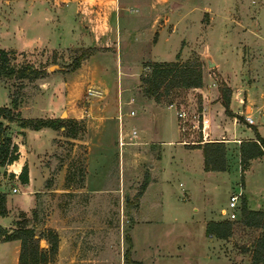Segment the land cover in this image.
<instances>
[{
	"label": "rangeland",
	"instance_id": "374dc122",
	"mask_svg": "<svg viewBox=\"0 0 264 264\" xmlns=\"http://www.w3.org/2000/svg\"><path fill=\"white\" fill-rule=\"evenodd\" d=\"M71 29L79 34H72ZM90 33L106 36L94 46ZM0 47L13 51L14 64L29 62L43 71L31 80L0 77V105H9L10 96H17L20 116L36 117L49 97L61 98L69 89L77 105H87L89 112L82 140L67 138L60 129L53 138L54 129L49 127L28 129L23 135L19 129L26 127L9 124L13 140H21L27 152L33 184L27 189L18 177L7 174L2 188L7 192L9 213L2 223H10L23 212L34 228L39 249L47 253L44 264H173L158 253L172 251L176 243L185 249L199 248L202 231L198 223L206 206H225L229 194L237 193L229 184L237 189L244 170L241 174L238 162L232 160L228 173L214 178L218 182L213 179L199 185L198 179L188 194L187 179L173 171L171 146L163 142L178 138L175 111L165 105L182 103L190 114L204 99L208 103L218 100L222 112L211 106L208 116L210 128L219 132L213 134L207 128L205 137L227 139L223 143L229 155V139H242V130L250 132L246 126H256L247 123L245 114L251 111L252 118L264 125V0H0ZM85 48H92V53L70 70L72 60ZM207 59L214 64L208 66ZM119 61L134 64V74H117ZM155 61L197 65L202 84L172 86L167 92L161 86L157 101L163 115L155 127L149 122L145 131L141 103L153 97L146 93L142 78ZM68 82L72 84L66 87L63 83ZM226 95L229 112L223 105ZM130 109L134 114L128 113ZM118 112L121 136L127 142L121 145ZM190 119L179 130L188 143L201 140ZM230 127L239 136H232ZM132 129L136 130L133 136ZM141 140L158 145L140 144ZM160 152L161 159L150 172L148 161ZM153 173L156 182L145 189ZM245 178L249 194L263 197L264 157L251 163ZM242 198L238 194L235 206H226L227 217L241 219ZM231 223L228 238L220 239L221 247L240 254L243 263L251 257L252 243L261 229L241 220ZM48 229L57 238L53 253L46 238ZM134 245L142 260H136ZM13 254L12 244H0V264H14Z\"/></svg>",
	"mask_w": 264,
	"mask_h": 264
},
{
	"label": "trees",
	"instance_id": "16d2710c",
	"mask_svg": "<svg viewBox=\"0 0 264 264\" xmlns=\"http://www.w3.org/2000/svg\"><path fill=\"white\" fill-rule=\"evenodd\" d=\"M93 51L92 48H85L72 60L70 70L79 65L80 59L87 57ZM13 51L0 47V77H13L18 80L35 79L43 74V71L37 69L29 62L14 64L11 61L10 54ZM146 83L145 91L155 100L162 94L158 89L163 86L164 91L172 86L199 87L202 84L201 70L197 65L178 64L176 61H155L150 63L149 74L142 78ZM228 98L226 95L223 100L225 111L228 109ZM20 98L10 96L9 105H0V168L10 164L18 158V145L13 140L9 132V122H16L20 127L29 129H39L41 127H50L60 129L67 138L84 139L86 125L83 118L73 117H22L19 111ZM254 138L241 140L238 145L239 165L241 174L248 166L251 158L264 155V140L253 127ZM83 144V143H80ZM201 147L203 155V168L205 170H223L225 168V145L223 141H205L196 145ZM13 177V173H9ZM20 183H26L27 166L22 164L17 174ZM66 182H68L69 170L66 173ZM49 185V183H45ZM81 185V181H80ZM6 192L0 191V216L7 214ZM241 222L246 226L259 227L261 232L253 241L251 249V264H264V210L248 209L245 205L244 197L240 205ZM11 228L0 225V240L17 239L19 241L18 264H44L47 253L39 249L35 231L29 220L23 214L15 218ZM231 230L230 220H209L205 224L206 234H214L217 237L226 238ZM46 238L49 241V252L56 250L57 238L55 233L47 230ZM40 235H38L39 237ZM130 243V239L126 238ZM130 249H126L124 256L129 257Z\"/></svg>",
	"mask_w": 264,
	"mask_h": 264
},
{
	"label": "crops",
	"instance_id": "0c3cea01",
	"mask_svg": "<svg viewBox=\"0 0 264 264\" xmlns=\"http://www.w3.org/2000/svg\"><path fill=\"white\" fill-rule=\"evenodd\" d=\"M70 31L73 32L72 34L75 33L74 35H76V36L79 34L75 31H73L72 29ZM90 35H91V33H90ZM105 36L106 35H102V34L94 35V33H93V36L91 35L90 39L92 40L91 42H93L94 46H99L100 44L98 42L101 41L102 39H104ZM107 46H112V45H107ZM134 68H135V65L132 63H128L126 61H124V62L119 61V65L117 64V74L124 73L126 76L129 77L132 74H134L133 73ZM63 84L66 87H68L72 83L68 82V83H63ZM46 92H47V90H46ZM231 102H232V99H231ZM141 104L143 105V108H144V110L142 111V114H143L142 118L144 120L143 123L146 127L145 128V131H146L147 130V124L149 122H150V124H152L151 126H153V127H155L157 125V123L160 122V120H161L160 118L163 115L162 107H161L162 104H161V102L155 100L154 98L145 99L144 101H142ZM202 105L206 108L208 114L210 113V111L212 109L211 106H214L215 108H217L218 112H220V113L223 110L222 105L218 100H215L213 103H208V101H206L204 99V102L202 103ZM165 106L167 107V105H165ZM20 107H23V106H20ZM167 108H172V107H167ZM245 111L247 112V109ZM63 112L65 114V117L85 118L84 121L86 122V125H87V117H85V115H89L88 114L89 113L88 112V106L87 105H83V106L77 105V99L75 96H73L72 92L69 89H68L67 94L66 95L63 94L61 96V98L57 97L56 99H54V97H52V96L49 97L45 108L41 109V114H39L36 117H56V116L61 117ZM232 112L240 113L241 110L240 111L232 110ZM250 112H249V115L251 116L252 114ZM118 113L116 115V119L118 118ZM208 117H209V124H208L207 128L209 129V131L212 132L213 134L215 132H219V129H216L215 127L210 128V116H208ZM233 118L235 119V116H232V119ZM253 121H254V124H256V126H255L256 131L264 140V125L258 124V123H260L259 118H257V121H255L254 119H253ZM230 122H232V121H230ZM11 123L12 122H9V124H11ZM119 125H120V121L117 119L118 128H119ZM121 125H122V118H121ZM41 128H43V127H41ZM41 128L32 129V130L38 131ZM28 129L29 128H21L19 130H22L23 135H26L28 132ZM231 129L232 130H230V131H231L232 136L233 135L239 136L238 131L233 130V128H231ZM246 130H249L250 132H245V129L240 132V134L244 135V137L242 139L241 138H233V137H232L233 139L232 138L229 139L231 141H228V142H232V143H229V146H231L232 150L229 151L230 155L227 151L225 152V168L223 170H205L203 168V155H202L201 147H198L195 144H198V143L202 144L205 141L227 142L226 141L227 139L205 138V139H201V140H197V141L192 140L188 143L180 135V132L178 129V138H175V139L174 138H168L167 140L163 141V142H166L167 145L171 146V149L173 152V153L171 152L172 153L171 155L173 156V159H174L173 171L175 173L181 174L183 177H185L187 179V186L185 187V189H186L188 194L191 191L192 182H195L199 179V181H198L199 185H205L209 181H212L214 178H216L217 174L228 173L230 161L234 160L235 162H238V167L240 168L239 154H238L239 142L241 140H246V139H255L254 138V136H255L254 132L250 128V126H246ZM199 134H200V132L198 131V135ZM55 135H56V130L54 129L53 138L55 137ZM145 135H147L146 132H145ZM200 137H201V134H200ZM14 141L18 145V151H19L18 158L15 159L10 164H7L6 166L0 168V170H1L0 171V191H4V189L2 188V182L9 179L7 174L12 172L14 178H17V174L20 171L22 164H24V163L27 166V178H28V180L26 183H21L20 185L29 189V188H31V186L33 184L32 178L30 177V174H29L30 170L28 167L27 158L25 157L27 152L23 151L21 144H20L21 140H18L16 137H14ZM148 142L151 144L158 145L153 141H147V140H143V141L141 140L140 144H146ZM188 144H190V145H188ZM224 145L226 146L227 144L224 143ZM51 148H52V145H51ZM157 148L159 149V151H160V149H162V147H157ZM149 154H150V152H149ZM161 155H162V152H160L158 157L150 159L148 161V166H149L150 172L154 167V163H156L157 161H160ZM142 156L146 157L144 153H142ZM232 156H233V158L231 159ZM261 157H264V155L249 159L248 166L243 172L242 182L238 183L239 185H237V189H235L236 186H234L233 184H229L230 189L232 188V190H235V192H237V194H240L244 197L245 205L248 209L264 210V196L263 197L257 196V195L253 196L252 194H249V192L247 190V183L245 181V179H246L245 174L248 171L251 163L254 160L261 158ZM45 170H46V168H45ZM119 171L121 173L120 177H121V180L123 182L124 176H123V168L121 165H120ZM45 172L46 171H43L42 174H45ZM44 176L45 175H43V177H42V181L44 180ZM152 177H154V179H151L148 182L145 189L148 187V185L150 183L156 182V176L154 173L152 174ZM42 181H41V183H42ZM213 181L218 182L216 179H214ZM220 182H223L222 179H220ZM27 191H29V190H27ZM27 197L31 198V195L27 194ZM6 200H7V192H6ZM227 200H228V198H227ZM226 206H228V205L226 204L225 206H219L218 208H216V207L211 208L209 205L206 206L205 216H203L202 219L198 223L199 228L202 231V233L199 234L200 235L199 243L201 245L199 248L198 247L194 248V247L189 246L188 248L185 249L184 244L179 245L176 243V244H174V249L172 251H168V250L160 251V253H158V255L160 257H162L164 260H168L170 263L172 262L173 264H251L250 258H248V257L245 259V262H243V263L239 262L240 254H238L237 252H233V251H230V252L224 251L222 249V247H221L222 242L220 241L221 237H217L214 234H206V232H205V224L209 220H230V222H232L233 219H236L238 221L241 220L240 217H237V218L236 217H234V218L227 217L225 215L226 212H224V211H226L229 206L228 207H226ZM6 207L8 210L7 211V214H8L9 208H8L7 203H6ZM16 208L23 210V211H25L27 209V208H21L18 205H16ZM229 208H232V207H229ZM139 210H140V207H139ZM6 215L0 216V225L3 227H6V228H11L13 226L12 222L14 220V217L11 219L10 223H8V224H4L1 221L2 218ZM231 225H232V223H231ZM226 238H228V237H226ZM8 243L12 244V247H13L14 264H18L17 257H18V251H19V241L17 239L0 240L1 245L6 246ZM154 245L157 248V250L159 251L160 248L158 247V245L157 244H154ZM132 251H133L134 255H136L137 249H136L135 245L132 247ZM155 257L156 256H154V258ZM136 260H142V259H140L137 256ZM146 264H148V263H146Z\"/></svg>",
	"mask_w": 264,
	"mask_h": 264
},
{
	"label": "built area",
	"instance_id": "2783aa9c",
	"mask_svg": "<svg viewBox=\"0 0 264 264\" xmlns=\"http://www.w3.org/2000/svg\"><path fill=\"white\" fill-rule=\"evenodd\" d=\"M89 92L94 94V92L91 90H89ZM167 107H172L174 109L176 117H177V127L180 131L185 129L186 121L188 120V118L189 119L191 118L192 121H195V123H196V128L198 129V131L201 134V139L206 138L205 135L207 134L206 129H207L208 124H209V117H208L207 110L203 105L199 106L196 110L191 111L190 114L184 108L182 103L174 104L172 102H169V103H167ZM128 113L130 115H132V114H134V110L130 109ZM244 118L247 121V123H250V124L254 123L253 118L249 114H245ZM118 120L120 121V125L118 128V143L121 145V144L127 143L122 139V136H121V128H120V126H121V113L118 114ZM135 133H136L135 129H132L130 131V134L132 136L135 135ZM11 190L16 191L17 188L15 186H12ZM237 196H238L237 193L229 194L228 200H227V205L229 207L235 206Z\"/></svg>",
	"mask_w": 264,
	"mask_h": 264
},
{
	"label": "water",
	"instance_id": "95a60500",
	"mask_svg": "<svg viewBox=\"0 0 264 264\" xmlns=\"http://www.w3.org/2000/svg\"><path fill=\"white\" fill-rule=\"evenodd\" d=\"M207 64H208V66H212L214 63H213V61H210L207 59Z\"/></svg>",
	"mask_w": 264,
	"mask_h": 264
}]
</instances>
